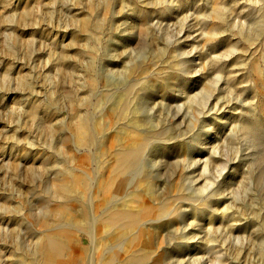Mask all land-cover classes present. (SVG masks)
Segmentation results:
<instances>
[{"label":"rangeland","instance_id":"374dc122","mask_svg":"<svg viewBox=\"0 0 264 264\" xmlns=\"http://www.w3.org/2000/svg\"><path fill=\"white\" fill-rule=\"evenodd\" d=\"M129 131L123 195L167 211L113 246L146 228L138 264H264V0H0V264L63 227L39 216L56 170L91 210L84 172Z\"/></svg>","mask_w":264,"mask_h":264},{"label":"bare ground","instance_id":"6f19581e","mask_svg":"<svg viewBox=\"0 0 264 264\" xmlns=\"http://www.w3.org/2000/svg\"><path fill=\"white\" fill-rule=\"evenodd\" d=\"M83 26L86 27L87 23L84 22ZM90 130L86 124L78 126L79 140L87 137L89 143ZM125 134L121 140L128 145L123 150L115 151L114 142L107 144L106 139L99 145L103 166L98 175L90 177L84 172L94 183L88 196L89 212L77 211L74 203L73 191L84 181L72 171L75 167L63 166L56 170L54 179L44 181L43 190L49 202L41 207L39 216L52 224L61 222L63 227L55 232L40 231L41 244L37 243L35 250L32 245L26 246L19 255L22 264H138L149 257L147 251L153 248V242L151 232L146 228L130 233L119 247L112 245L121 235L130 232L138 220L160 218L167 211L163 201H152L151 191L147 194L135 190L123 195V181L135 164L138 145L144 140L138 132ZM126 253L127 257L123 259Z\"/></svg>","mask_w":264,"mask_h":264}]
</instances>
